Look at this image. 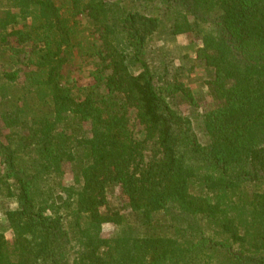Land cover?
I'll return each instance as SVG.
<instances>
[{
  "label": "trees",
  "instance_id": "obj_1",
  "mask_svg": "<svg viewBox=\"0 0 264 264\" xmlns=\"http://www.w3.org/2000/svg\"><path fill=\"white\" fill-rule=\"evenodd\" d=\"M0 264H264V0H0Z\"/></svg>",
  "mask_w": 264,
  "mask_h": 264
},
{
  "label": "rangeland",
  "instance_id": "obj_2",
  "mask_svg": "<svg viewBox=\"0 0 264 264\" xmlns=\"http://www.w3.org/2000/svg\"><path fill=\"white\" fill-rule=\"evenodd\" d=\"M180 43H186L187 44V39L185 38V36H180L179 39ZM191 53H193V51L191 50ZM88 63V59L87 57L80 56V54L78 52H75L73 55V59L72 61H70L65 68V72L69 73L71 75L74 76L75 79H77L79 84H86L89 82L90 77H89V70L91 69V66L87 64ZM76 68V69H75ZM205 78V69L203 68V65L201 63L197 64V68L195 71H193L191 77H190V82L192 84V87L194 88V91L196 94H198V96L205 100H208L209 98V90L208 87H206L203 83ZM12 91L18 95L20 92H22L23 90L21 89V86H15L12 88ZM31 93L34 95L35 97V93L30 92L27 95V98L29 99H34L33 95H31ZM24 94V93H23ZM204 100V102H205Z\"/></svg>",
  "mask_w": 264,
  "mask_h": 264
}]
</instances>
